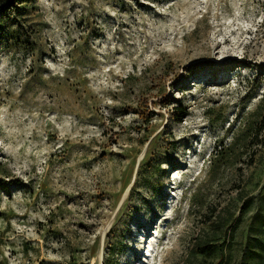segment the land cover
Masks as SVG:
<instances>
[{
  "label": "rangeland",
  "instance_id": "1",
  "mask_svg": "<svg viewBox=\"0 0 264 264\" xmlns=\"http://www.w3.org/2000/svg\"><path fill=\"white\" fill-rule=\"evenodd\" d=\"M263 114L264 0H8L0 264H264Z\"/></svg>",
  "mask_w": 264,
  "mask_h": 264
},
{
  "label": "bare ground",
  "instance_id": "2",
  "mask_svg": "<svg viewBox=\"0 0 264 264\" xmlns=\"http://www.w3.org/2000/svg\"><path fill=\"white\" fill-rule=\"evenodd\" d=\"M139 161V160H138ZM170 168V167H169ZM173 182V181H172ZM170 184V183H169ZM186 184V183H185ZM129 185V184H128ZM168 187H171V188H174L175 186L173 185V184H170V185H168ZM166 192H170L169 190H165ZM124 194V193H123ZM122 194V195H123ZM165 212V211H164ZM163 220V219H162ZM159 224V223H158ZM163 224V223H162ZM164 225V224H163ZM159 226V225H158ZM162 226V225H161ZM149 230V229H148ZM147 238V237H146ZM148 240V239H147ZM151 240V239H150ZM154 240V239H153ZM152 241V240H151ZM145 242H147V241H144V245L146 244ZM155 242V241H154ZM157 242V241H156ZM141 243H142V241H141ZM151 243V242H150ZM154 244V243H153ZM141 245V244H140ZM142 247V246H141ZM155 248V247H154ZM153 249V247L150 249V250H152ZM152 251H154V250H152ZM155 251H156V249H155ZM156 254L157 253H153V256L151 255V254H149V255H151L152 257H153V259H152V261H150V262H148V264H156V262L154 261V257L156 256ZM132 255H134V254H132ZM137 255V254H136ZM139 255V254H138ZM143 255H144V252L142 251V252H140V257H143ZM145 255H146V253H145ZM146 257V256H145ZM138 258V257H137ZM143 259V258H142ZM143 260H145V258L143 259ZM146 261V260H145ZM147 262V261H146Z\"/></svg>",
  "mask_w": 264,
  "mask_h": 264
},
{
  "label": "trees",
  "instance_id": "3",
  "mask_svg": "<svg viewBox=\"0 0 264 264\" xmlns=\"http://www.w3.org/2000/svg\"><path fill=\"white\" fill-rule=\"evenodd\" d=\"M8 2V0H0V5L1 4H6ZM263 117H264V114H263Z\"/></svg>",
  "mask_w": 264,
  "mask_h": 264
}]
</instances>
